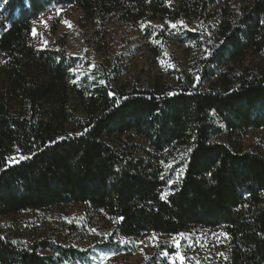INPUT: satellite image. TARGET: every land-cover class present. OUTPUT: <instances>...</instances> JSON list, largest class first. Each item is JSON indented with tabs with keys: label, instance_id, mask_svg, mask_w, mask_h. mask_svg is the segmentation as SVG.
Instances as JSON below:
<instances>
[{
	"label": "trees",
	"instance_id": "16d2710c",
	"mask_svg": "<svg viewBox=\"0 0 264 264\" xmlns=\"http://www.w3.org/2000/svg\"><path fill=\"white\" fill-rule=\"evenodd\" d=\"M50 7L140 31L156 56L172 40L192 55L141 87L99 66L77 80L75 58L34 45ZM249 54L261 68L237 71ZM69 205L83 208L72 229L101 216L98 247L126 257L143 237L194 228L222 240L204 264H264V0H0V222ZM75 239L24 246L0 232V264H89Z\"/></svg>",
	"mask_w": 264,
	"mask_h": 264
},
{
	"label": "rangeland",
	"instance_id": "374dc122",
	"mask_svg": "<svg viewBox=\"0 0 264 264\" xmlns=\"http://www.w3.org/2000/svg\"><path fill=\"white\" fill-rule=\"evenodd\" d=\"M35 24L36 29L32 34L35 47L38 50L61 48L71 58H75L74 72L77 80L87 78L95 81V66H99L111 82L141 87L154 77L169 79V73L185 66L192 55L188 45L172 40L164 53L156 56L149 51L140 31L122 29L111 23L98 25L86 22L73 7H50ZM177 27L194 31L201 24L181 23ZM262 65L263 58L260 54H249L237 71L256 70ZM251 137L254 135L249 137L245 147L254 146L255 142L251 141ZM12 161L16 162L17 157ZM82 214V206L73 205L42 213L22 212L3 218L0 232L24 246L42 240L60 245L75 236L73 246L79 252L88 254L89 264H142L145 254L150 255V252L165 264H204L208 262L207 257H211L212 253L217 254L218 248L221 249V239L193 228L177 237H143L133 243L135 254L126 257L98 247L101 243L99 236L109 233L101 216L86 214V227L72 229L71 226L76 224ZM157 248L167 249H158L156 252ZM38 253L50 255V252L44 250H39ZM177 253L183 259L177 258Z\"/></svg>",
	"mask_w": 264,
	"mask_h": 264
},
{
	"label": "snow or ice",
	"instance_id": "6c2138e0",
	"mask_svg": "<svg viewBox=\"0 0 264 264\" xmlns=\"http://www.w3.org/2000/svg\"><path fill=\"white\" fill-rule=\"evenodd\" d=\"M66 23H67V22H66ZM181 23H182V22H181ZM69 26H71V25L69 24ZM173 27H175V25H173ZM189 151H191V150L189 149ZM21 159H23V157H21ZM161 198H162V199L166 198V194L162 195ZM181 235H183V234H181ZM177 258H179V259H183V257H180V254H179V253H177Z\"/></svg>",
	"mask_w": 264,
	"mask_h": 264
},
{
	"label": "bare ground",
	"instance_id": "6f19581e",
	"mask_svg": "<svg viewBox=\"0 0 264 264\" xmlns=\"http://www.w3.org/2000/svg\"><path fill=\"white\" fill-rule=\"evenodd\" d=\"M201 230V229H200Z\"/></svg>",
	"mask_w": 264,
	"mask_h": 264
}]
</instances>
